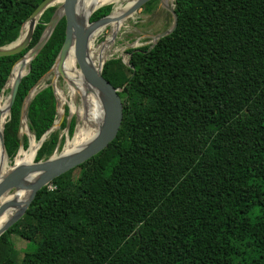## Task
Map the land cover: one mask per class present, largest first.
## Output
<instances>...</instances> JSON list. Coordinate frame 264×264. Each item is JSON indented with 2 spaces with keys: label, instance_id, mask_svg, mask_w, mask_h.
Masks as SVG:
<instances>
[{
  "label": "trees",
  "instance_id": "trees-1",
  "mask_svg": "<svg viewBox=\"0 0 264 264\" xmlns=\"http://www.w3.org/2000/svg\"><path fill=\"white\" fill-rule=\"evenodd\" d=\"M41 1L0 0V46L16 40ZM55 8L44 10L25 49L0 56V92ZM173 8L171 33L128 48L129 65L104 62L103 77L121 88L116 136L37 191L0 235V264H264V0H173ZM64 28L62 18L19 82L3 127L10 159L22 102L54 63ZM55 106L50 84L30 99L36 140ZM66 121L35 160L58 146ZM12 234L31 247L20 257Z\"/></svg>",
  "mask_w": 264,
  "mask_h": 264
},
{
  "label": "water",
  "instance_id": "water-1",
  "mask_svg": "<svg viewBox=\"0 0 264 264\" xmlns=\"http://www.w3.org/2000/svg\"><path fill=\"white\" fill-rule=\"evenodd\" d=\"M56 1L57 0H42L23 22L24 24L27 20L31 19V25L25 36L22 38L20 37V32L23 26L22 24L19 35L16 40L0 46V56L15 54L25 49L31 40L34 27L44 10L50 6H54L55 4L60 3V5L55 8L50 19L46 23L45 28L37 43L13 63L14 65L25 55L29 56L27 70L24 74L17 77L9 86L10 89L8 95V110L10 111V107L14 102L17 87L21 78L29 71L31 60L41 50V48L53 32L59 19L62 17L65 19L63 41L54 60V63L44 73V75H46L48 72L53 71L54 76H63V63L69 49L73 46L75 64L79 68L81 75L90 86H92L99 92V101L103 108L102 119L97 127L95 134L91 136L87 141H85L84 144L77 147L75 150L64 152H52V154H50L45 159L35 160L36 152L41 146L42 142L47 137V135L49 134V132L56 129L59 126L60 122H62L64 103L62 105L61 112H59V109L57 107L56 112L58 114V118L53 121V124L37 140L36 143L38 146L31 161L14 164L13 160V165H8L9 168H7V170L0 176V216L7 211H11V214L8 219L0 226V235L24 215L26 209L30 205L31 201L33 200L35 194L39 189H41L45 185H48L49 182L55 177L83 163L93 155L97 154L103 148H105L116 136V133L119 129L122 120V102L118 95V91H120L121 88L114 87L107 79L103 77L101 71L103 64L106 60L100 62L97 68L89 62L88 54L89 39L91 33L98 26L104 25L110 20L112 9L106 15H103L95 20H90V17L93 12L102 6L99 5L89 15L88 23L81 24L76 20L74 13L75 4L77 0H59L57 3H55ZM146 1L147 0H132L118 15V20H125L126 18L130 17ZM159 2L169 11L172 17V21L167 29L153 35V42L151 43V45H153L160 37L171 33L174 30L177 21V16L173 8V0L168 4L163 3L161 0H159ZM114 34L112 36H114ZM122 62L124 61L122 60ZM125 64L129 65L128 59ZM10 73L7 77L5 84L3 85V88L1 89V92L6 86ZM44 75H42V77ZM49 84L52 87L55 98H57L55 93V85L53 84V82H50ZM35 85L29 90L22 102L21 128L19 129L20 145L18 147V150L23 147V134H25L28 138L27 148L29 147L31 141L34 140V134H31L27 124H25V118L26 109L33 94L28 99L27 97L29 96L30 91L35 87ZM6 121L7 119L4 121V123ZM4 123L2 127H0V148L6 153L3 139ZM68 124L69 119H67L66 121L65 128L68 127ZM64 139L65 141L67 140L66 136L64 137ZM16 192H26V195L21 199L19 197L14 196ZM12 194L14 195L10 196Z\"/></svg>",
  "mask_w": 264,
  "mask_h": 264
},
{
  "label": "bare ground",
  "instance_id": "bare-ground-1",
  "mask_svg": "<svg viewBox=\"0 0 264 264\" xmlns=\"http://www.w3.org/2000/svg\"><path fill=\"white\" fill-rule=\"evenodd\" d=\"M57 0L55 3H57ZM122 2L116 9V6L119 2ZM132 0H77L75 4V18L81 24H87V20L91 12L103 4L114 3V7L112 5V12L110 15V20L104 25L98 26L90 35L89 39V62L98 68L100 62L103 61L105 56L101 57V53L99 51V47H93V38L97 35H100L103 30L108 29L107 34L110 39L114 32L120 27L124 20H118V15L125 9V7ZM163 3H169L172 0H161ZM116 9V10H115ZM36 19V18H35ZM31 25V19L27 20L21 29L20 37H24L27 33L29 27ZM151 35V34H150ZM149 38V37H148ZM120 51V50H119ZM28 55H25L21 60L17 61L12 69L8 81L5 87H9L11 83L19 76L25 73L27 70L28 64ZM63 78L66 82L68 94L71 97H75L77 95L81 98L80 105H74L72 100H67L66 94L61 90L57 89L56 94L59 100V112H61V105L65 102L70 104L71 112L78 111L80 122L77 124V127L74 132V135L64 142L62 152L75 150L77 147L81 146L85 143L91 136H93L97 130V127L102 119L103 108L99 101V92L90 86L83 76L77 65L75 64L74 55H73V46L69 49L66 58L63 63ZM41 86V85H40ZM37 87H34L31 91L27 99L36 91ZM74 100V99H73ZM67 103V104H68ZM79 104V103H78ZM9 114L8 110V95L5 96L3 92L0 94V127H2L6 117ZM26 124V118H25ZM37 143L35 141H31L29 147L24 150H18L14 164L30 162L33 158L35 150L37 148ZM56 152V151H55ZM57 154V153H56ZM8 167V158L6 153L0 148V176L7 170ZM14 194L10 195L13 196ZM26 192H16L15 197L23 198L25 197ZM7 196V197H10ZM11 211H7L0 216V226L6 221V219L10 216Z\"/></svg>",
  "mask_w": 264,
  "mask_h": 264
},
{
  "label": "rangeland",
  "instance_id": "rangeland-1",
  "mask_svg": "<svg viewBox=\"0 0 264 264\" xmlns=\"http://www.w3.org/2000/svg\"><path fill=\"white\" fill-rule=\"evenodd\" d=\"M122 2H124V1H121L117 4L116 9ZM59 5H60V3H57L54 6L57 7ZM104 5H107V4H104ZM109 5H111V4H109ZM111 9H112V6H111ZM61 19H62V17L59 19V21ZM171 19H172L171 14L163 5H161L159 0H147L130 17L126 18L122 22L120 27L115 31L114 36H111L110 39L108 38V34H107L108 29L103 30V32L100 35H97L95 38H93V47L94 48H96L97 46L99 47L101 57L105 56V58L103 60H107V59H110L111 57L115 56V57H120L121 60H123L125 63L128 59V54L126 52V50L128 48L140 47V46H143L145 44L152 43L153 42V35L167 29L169 27V25L171 24V21H172ZM50 82H53V84L55 85V93H56L57 89L59 88L66 94L67 100H72L74 105H80L81 104L80 96L77 95L75 97H71L68 94L67 85H66V82H65L63 76H61V75L54 76L53 71L48 72L46 75H44L38 81V83L35 85V87H37V89L33 93L32 97L39 90H41L43 87L47 86ZM9 89H10L9 87H5L3 89L2 92L5 96L9 95ZM56 96H57V94H56ZM55 100H56V106H55V110H56L57 107H59V100H58V98H55ZM67 103L68 102H65L64 105L62 104L63 105L62 122L64 119L65 120L69 119V124H70V122L72 120L73 121V127H72L71 131L69 130V124H68L67 128H65V126H64V127L59 129V136L62 137V140L59 142L58 146H56V148H55L56 150L54 149L52 152H55V151L60 152L62 150L64 142H65L64 137L66 136L67 139L68 138L70 139L74 135V132H75L74 129H76L77 124L80 122L78 111L71 112V109H69L70 104L69 103L67 104ZM62 105L60 103V107H62ZM26 114H27V109H26ZM7 117H9V115ZM7 117H6V119H7ZM57 118H58V114L56 112L54 120ZM62 122H60L59 126L56 129H58L60 127ZM26 124L28 126L27 117H26ZM20 128H21V126H20ZM31 134H33V133H31ZM33 141L37 142L35 137H34ZM22 149L26 150L27 146L22 147ZM14 157L12 159H10L7 155L9 166L13 165ZM49 186H50V184H49ZM10 237H11V240L14 244V248L19 253V257L21 255H23L25 248L26 249L29 248V250H30V248H31L30 245H29V247H27L28 243L25 240H23L20 236H18L16 234L15 235L12 234ZM33 245H34V242H32L31 246H33ZM2 246H3V244H2Z\"/></svg>",
  "mask_w": 264,
  "mask_h": 264
},
{
  "label": "clouds",
  "instance_id": "clouds-1",
  "mask_svg": "<svg viewBox=\"0 0 264 264\" xmlns=\"http://www.w3.org/2000/svg\"><path fill=\"white\" fill-rule=\"evenodd\" d=\"M7 119H8V117H7ZM28 145V144H27ZM50 184V183H49ZM49 184H48V186H49ZM50 187V186H49Z\"/></svg>",
  "mask_w": 264,
  "mask_h": 264
}]
</instances>
